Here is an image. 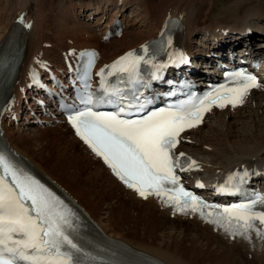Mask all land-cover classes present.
Instances as JSON below:
<instances>
[{
  "label": "bare ground",
  "instance_id": "obj_1",
  "mask_svg": "<svg viewBox=\"0 0 264 264\" xmlns=\"http://www.w3.org/2000/svg\"><path fill=\"white\" fill-rule=\"evenodd\" d=\"M172 1L177 2V4ZM192 1L57 0L56 3V0H2L0 5V57L4 61L0 64V81L4 78V82L0 85V103H3L6 97H12L8 106L12 100L11 105H15L13 109L21 111L19 97L27 89L28 76L34 70H38L46 64H51L56 70H61V54H66L68 50H81L88 47L97 48L101 55L100 63H107L124 51L137 47L149 38L155 37L166 17L178 16L184 24V32L176 37V46L186 52H192L191 55L200 54L189 45L190 34L195 29H199L196 22L200 21L197 19L199 17L193 15L192 6L189 5L192 4ZM132 2L142 11L140 19L145 23V29L130 32L126 28L127 30L121 38L103 42L101 40L102 31L107 30L117 16L119 20L121 16L127 17L123 13L126 12V8L130 7ZM202 2L208 4L206 0H202ZM170 3L173 6H170ZM55 9L57 10L55 11ZM84 10L85 12L91 10V13L86 16L87 20L92 19L95 14L101 15L96 21L86 24L83 19H80ZM256 10L257 12L244 13L240 18L241 23L237 22L239 20H235V22L231 20L232 22L227 23V26L230 27L223 29L230 32L237 31L238 34L244 33L246 29H251L255 32V36H259L258 34L263 33L264 29L256 28L251 20L264 19V15L260 13L263 10L259 5ZM198 15L201 17L200 14ZM135 16L138 19V16ZM19 17L23 19L22 22L17 21ZM80 20L83 22L81 23ZM120 21L122 22V20ZM24 22L26 29L23 28ZM127 25L129 27L131 23ZM217 26L219 29L218 24H216ZM220 26L222 27V25ZM131 27L133 26L131 25ZM216 27L209 29V34L220 35L221 33H215ZM204 29L206 27H203ZM245 37L235 34L230 44L241 43L245 41ZM248 37L250 41L244 50L254 52L255 50L250 46L252 37ZM220 41L218 43H221ZM17 53L20 60L15 71V78L11 79L7 85L8 73L3 69V66L9 57H15ZM248 98L251 109L254 108L251 116L260 118L264 92L259 95L252 91ZM244 107L245 104L232 112H210L205 117L203 124L204 128L206 126V133L201 131L203 127L193 129L188 133L186 138L190 140V143H181L179 149L196 162L192 172H190L191 177L206 180L212 177L221 181L225 172L232 171L241 165L256 168L261 175H264V128L257 125L260 128L248 133H251V139L247 138L248 134H241L234 138L228 134V131L230 132L232 129L228 119L238 117L235 120L240 121V116L244 114L242 113ZM211 118L215 125H207L206 122L210 121ZM4 129L7 142L45 176L52 179L63 190L65 189L78 204L81 203L85 208L84 211L87 212L93 222L101 227L107 239L124 242L129 248L153 256L163 264H208L209 258L218 263L232 260L230 254L224 251L223 245L232 251L239 248L237 253L246 255L249 257V259L247 258L249 261L251 259V262L252 260H264V227H261L258 222L254 221L255 227L241 235L235 228L226 231L221 225L210 222L215 218L209 220L205 215L202 216L198 213L194 214L193 217L195 223H190L185 220L189 215L184 212L178 213L176 206L166 203V201L156 204L158 199L153 197L147 198L145 201L136 197L126 186L116 181L110 170L105 168L100 160L91 154L81 141L75 138L73 132L65 124L56 125L52 128L53 130H50L61 139L56 144L57 146L55 145L54 150L51 151L49 148L44 151V154L39 149L41 143L38 142L37 138L46 134L24 136L23 133H20L14 138L13 132L7 127V123H5ZM203 133L205 136H202ZM18 140L21 143L20 146L16 142ZM112 201L117 202V204ZM99 203L101 205H98ZM140 206L142 207L140 208ZM136 211L144 213V218L140 223L142 232L137 231V233L130 230V228H137V226L127 223L136 220ZM218 212L221 210L218 209ZM69 215H73L78 221L84 219L80 213L74 210H69ZM180 222L195 226L194 237L189 236L190 239H186L184 236L187 235L183 234L176 238H169L171 235L168 237L169 239L163 237V240L156 238L154 232L159 227L157 223L172 226ZM201 223L207 226L202 227ZM257 230H259V235ZM67 231L71 235L69 229ZM190 231L193 232L192 229L188 230L189 233ZM225 237L227 239H224ZM233 237L234 239L231 240ZM165 240H167L166 246L164 245ZM212 246L217 251L212 249ZM213 252L218 253V256L214 255ZM105 264H112V261H105Z\"/></svg>",
  "mask_w": 264,
  "mask_h": 264
},
{
  "label": "snow or ice",
  "instance_id": "obj_2",
  "mask_svg": "<svg viewBox=\"0 0 264 264\" xmlns=\"http://www.w3.org/2000/svg\"><path fill=\"white\" fill-rule=\"evenodd\" d=\"M143 50L147 53L146 46ZM177 56L183 59L182 54L178 53ZM142 62L151 64L152 60L128 52L111 66H106L111 68L107 75L126 73L130 83L141 84ZM152 66L157 72L164 67L157 64ZM98 75L104 77V69ZM151 75L153 79L159 78L156 72ZM230 75L235 87L222 84L203 97L147 112L138 119L127 117L132 115L133 110L145 111V103L131 102L138 101L140 96L133 94L129 100L123 89L105 87V78L101 82L102 93L96 96L89 92L82 96L80 103L84 107L72 110L68 120L77 135L141 197H166V203L174 204L178 211L190 208L193 212L200 211L203 216L205 202L179 185L175 170H186L180 160L184 153L177 155L173 150L179 143L180 134L196 126L202 120L203 113L209 111L213 104L235 106L242 103L243 96L250 88L259 87L256 77L252 75L244 72ZM143 86L147 87V84ZM88 87L90 85L86 83L85 88ZM124 101L128 102L125 104ZM104 104L112 105L116 110H94ZM195 163L192 161L188 167ZM0 167H3L5 176H12L15 185L6 184L5 176H0V264H80L76 253L82 252V249L67 231L72 225L69 210L63 201L38 180L27 174L21 175L3 155H0ZM232 179L229 177V181ZM220 190L225 189L222 186ZM29 201L30 206L27 204ZM258 204L264 205V196L257 195L247 203L225 207L215 213V219L210 222L221 225L226 231L235 228L244 235L255 227L254 221L264 224V210H255ZM208 216H213V213L209 212ZM257 234H260L259 230Z\"/></svg>",
  "mask_w": 264,
  "mask_h": 264
},
{
  "label": "rangeland",
  "instance_id": "obj_3",
  "mask_svg": "<svg viewBox=\"0 0 264 264\" xmlns=\"http://www.w3.org/2000/svg\"><path fill=\"white\" fill-rule=\"evenodd\" d=\"M146 1H148V0H146ZM1 2H2V0H0V5H1ZM62 2L64 3L65 1H62ZM56 3H57V0H56ZM173 3L177 4V2L176 3L173 2ZM206 3H208V4H205V2H202V0H193L192 4H189L192 6L191 8L193 9V15L196 17H199L197 19H199L200 21L196 22L198 24V27L204 26L207 29H211L213 27H216L215 24H218L219 27H221L220 25H222V28H227V27H230V26H227V23L229 24L231 20L234 22H235V20H239L237 22L241 23L240 22L241 16H243L244 13L257 12L256 8H258V5L263 10L260 13L264 15V0H206ZM134 4L135 3L132 2L130 4V7L126 8L127 12L124 13L127 16L126 18H127L128 22L130 21L128 24L131 23V25L133 26V27H131V25H130L127 29L130 32L131 31H134V32L143 31L145 29L146 25L140 19L142 17V14H141L142 11H141V9H139V7L136 4L135 5ZM170 6H173V4L170 3ZM56 10L57 9H55V11ZM132 14H133V17H132ZM198 14H200L201 17ZM135 15L138 16V19ZM208 17H209V19H208ZM135 18H136V20H135ZM81 19H82V17H81ZM255 20H251V21H253L256 28L264 29V19H257L256 21ZM220 22H225V23L220 24ZM129 29H131V30H129ZM202 35H203L202 32L201 33L199 32V33L191 36V40L189 42L191 43L192 48H195L197 50L200 49L198 47L200 45L199 43H202L203 42L202 39H205V37H201ZM261 35H263V36L258 37V36H255L253 33L252 36L254 39V41H253L254 46L264 44L263 43L264 42V33H261ZM127 39H129V38H127ZM189 49H190V47H189ZM254 102L257 103V101H254ZM245 106L247 108L242 110V111H244V112H242L244 114H242L240 116V119H241L240 121L235 120L238 117H234L233 119H228V122L232 125V129L230 132L228 131V134L232 138L238 137L241 134H248L249 132H254L256 129L260 128V127H257V125L264 128V102L261 103L262 109L260 111V118H255L254 115L251 116L252 111L254 110V108L251 109V107H250L251 103L247 102V105H245ZM206 123H207V125H210V124L215 125V123L212 122V118L210 119V121H207ZM50 130H53V129L49 128L47 130H43V129L41 130V129H38L35 127L34 128H27V129H24L21 131H17L15 129H13V137L15 138V137L19 136L18 134H20V133L21 134L23 133L22 135H24V136H26V135L35 136L36 134H46L45 136H38V138H37L38 142L41 143V145L39 146V149H41L40 151H42L44 154V151L49 149V148H51V151L54 150L55 145L61 139L60 137L53 134ZM205 130H206V126L201 131L203 132ZM205 133H206V131H205ZM205 133H203L202 136H205ZM15 134H17V135H15ZM250 134H248L247 138L251 137ZM16 142L18 143V146L21 145V143H19L20 142L19 140ZM39 143H38V145H39ZM36 152H39V151H36ZM112 202L114 204H117V202H115V201H112ZM98 205H101V204L99 203ZM98 205L96 204L97 208H98ZM141 207L142 206H140V208ZM138 209H139V207H138ZM136 213H137L136 220L134 222H127L129 225L137 226V228L136 227L130 228V230H133V232H135V233H137V231L142 232L140 223H141V220L144 218L143 212H140V211L137 212L136 211ZM157 225L159 227L154 232V234H155L156 238L161 239V240H163V237H164V239H169V238H173V237L176 238V237H178V235H183V234L187 235V236H184V238L190 239L189 236L194 237V234H195L194 230L196 229V228H194L195 226L193 227L192 225L184 223V222H180L179 224H173L172 226L171 225H165L164 226V225H161L158 223H157ZM191 229L193 230V232L190 231V233H189L188 230H191ZM170 235H171V237H169ZM164 242H166V243H164V245L166 246L167 240H165ZM203 243H205V242H203ZM223 248H224V251H226L230 254V256L232 257V260H225V262L223 261L221 263H218L216 260L209 258L207 260L208 264H223V263L224 264H264V260H258V261L252 260V262H251V259L249 261L248 260L249 257H247L246 255L244 256V254H240V255H242V256H240L239 253H237L239 251L238 250L239 248H236V251H232L230 248L224 247V245H223ZM212 249H215L217 251V249L213 246H212ZM213 254L218 256V253L213 252ZM245 258L247 261L245 260Z\"/></svg>",
  "mask_w": 264,
  "mask_h": 264
}]
</instances>
